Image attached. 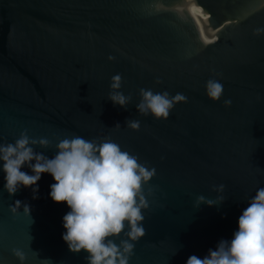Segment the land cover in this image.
I'll use <instances>...</instances> for the list:
<instances>
[{
  "label": "water",
  "instance_id": "1",
  "mask_svg": "<svg viewBox=\"0 0 264 264\" xmlns=\"http://www.w3.org/2000/svg\"><path fill=\"white\" fill-rule=\"evenodd\" d=\"M117 73L126 109L107 99ZM209 80L223 85L218 100L206 95ZM141 89L186 101L154 119L136 110ZM21 132L46 137L34 151L48 158L79 135L111 140L154 170L128 264L203 257L232 238L264 187V0H0V143ZM3 175L0 264H87L61 238L69 209L49 198L51 175L41 174L36 199L23 187L10 196ZM199 195L224 201L196 207Z\"/></svg>",
  "mask_w": 264,
  "mask_h": 264
},
{
  "label": "clouds",
  "instance_id": "2",
  "mask_svg": "<svg viewBox=\"0 0 264 264\" xmlns=\"http://www.w3.org/2000/svg\"><path fill=\"white\" fill-rule=\"evenodd\" d=\"M120 88L121 77L117 73L111 78L107 99L113 106L126 109L131 97ZM222 90L219 81L207 82L209 99L218 100ZM140 97L136 110L154 119H166L176 103L186 101L183 93L170 96L167 91L154 93L151 89H141ZM125 125L138 130L140 122L128 119ZM48 144L46 137L30 138L26 132H21L14 142L0 143L4 190L11 196L21 187L31 188L36 199L41 174L51 175L54 183L49 186V198L69 209L62 217L61 234L68 250L87 253V264H128L134 242L145 231L142 209L148 207V202L141 186L151 179L154 170L147 169L137 157L111 140L97 143L75 135L59 140L52 158L34 151V146L46 149ZM223 189L222 184L216 187L217 192ZM223 201L222 195L214 199L199 195L194 206L212 207ZM17 206H21L20 201L9 207L11 210ZM23 208L28 217L29 206L24 204ZM14 254L23 259L19 249ZM185 264H264V187L256 190L242 210L231 239L219 240L203 257L190 255Z\"/></svg>",
  "mask_w": 264,
  "mask_h": 264
}]
</instances>
